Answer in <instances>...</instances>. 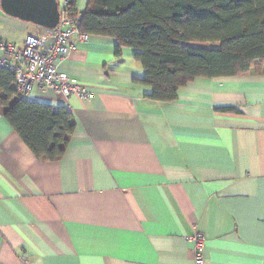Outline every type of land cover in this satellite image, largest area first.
<instances>
[{"label":"crops","instance_id":"crops-1","mask_svg":"<svg viewBox=\"0 0 264 264\" xmlns=\"http://www.w3.org/2000/svg\"><path fill=\"white\" fill-rule=\"evenodd\" d=\"M48 31L0 8V41ZM115 46L90 36L59 64L93 99L32 93L72 114L61 159L37 160L0 112V264H194L195 231L204 264H264V76L154 102L136 51Z\"/></svg>","mask_w":264,"mask_h":264},{"label":"trees","instance_id":"trees-1","mask_svg":"<svg viewBox=\"0 0 264 264\" xmlns=\"http://www.w3.org/2000/svg\"><path fill=\"white\" fill-rule=\"evenodd\" d=\"M69 0L68 15H79ZM79 30L136 51L148 100L171 103L196 79L264 76V0H89ZM0 68V112L37 160L61 159L75 129L65 107L24 101Z\"/></svg>","mask_w":264,"mask_h":264},{"label":"built area","instance_id":"built-area-1","mask_svg":"<svg viewBox=\"0 0 264 264\" xmlns=\"http://www.w3.org/2000/svg\"><path fill=\"white\" fill-rule=\"evenodd\" d=\"M69 0H62L58 25L40 37L27 36L23 45L0 41V67L14 76L18 98L32 102V93L50 91L67 100H91L95 94L59 70L61 64L77 45L89 41L90 36L80 32V14L68 15ZM67 109V108H66ZM193 243L194 264H204L205 237L195 231L188 237Z\"/></svg>","mask_w":264,"mask_h":264},{"label":"water","instance_id":"water-1","mask_svg":"<svg viewBox=\"0 0 264 264\" xmlns=\"http://www.w3.org/2000/svg\"><path fill=\"white\" fill-rule=\"evenodd\" d=\"M0 8L9 17L47 30L54 29L60 19L57 0H0Z\"/></svg>","mask_w":264,"mask_h":264}]
</instances>
